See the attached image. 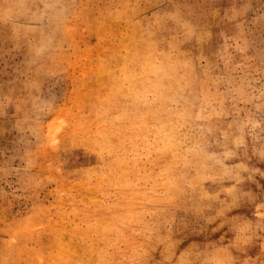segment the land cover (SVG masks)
<instances>
[{"label":"rangeland","instance_id":"obj_1","mask_svg":"<svg viewBox=\"0 0 264 264\" xmlns=\"http://www.w3.org/2000/svg\"><path fill=\"white\" fill-rule=\"evenodd\" d=\"M0 264H264V0H0Z\"/></svg>","mask_w":264,"mask_h":264}]
</instances>
